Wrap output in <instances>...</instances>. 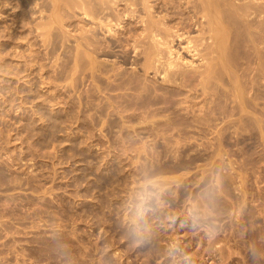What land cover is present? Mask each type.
Returning <instances> with one entry per match:
<instances>
[{
  "label": "rangeland",
  "instance_id": "1",
  "mask_svg": "<svg viewBox=\"0 0 264 264\" xmlns=\"http://www.w3.org/2000/svg\"><path fill=\"white\" fill-rule=\"evenodd\" d=\"M14 10L5 6L0 29ZM46 14L36 5L31 18ZM25 32L16 47L0 35L11 66L0 70V264H264V138H186L166 151L146 141L154 153L109 142L98 127L86 139L82 121L60 122L72 112L63 101L35 110L70 77L41 83L60 50L36 63L39 37ZM25 57L32 66L17 79ZM23 79L25 99L12 93ZM215 122L208 129L233 134Z\"/></svg>",
  "mask_w": 264,
  "mask_h": 264
},
{
  "label": "bare ground",
  "instance_id": "2",
  "mask_svg": "<svg viewBox=\"0 0 264 264\" xmlns=\"http://www.w3.org/2000/svg\"><path fill=\"white\" fill-rule=\"evenodd\" d=\"M36 5L47 14L33 22ZM5 6L15 10L13 21L0 29L4 41L16 47L14 40L26 30L36 32L32 43L39 49L30 54L36 63L60 50L40 82L56 86L70 77L35 110L63 101L72 112L60 122L82 121L86 139L98 127L109 142H142L135 153H154L146 141L164 143L166 151L186 138H264V118L256 115L264 116L257 102L259 86L264 88V0H0V22ZM18 23L24 27L19 35L13 32ZM4 41L0 70L9 71ZM22 60L23 66L13 67L17 79L32 66ZM26 82L12 93L31 96ZM217 119L233 134L208 129Z\"/></svg>",
  "mask_w": 264,
  "mask_h": 264
}]
</instances>
